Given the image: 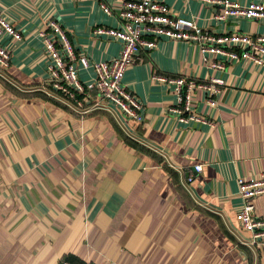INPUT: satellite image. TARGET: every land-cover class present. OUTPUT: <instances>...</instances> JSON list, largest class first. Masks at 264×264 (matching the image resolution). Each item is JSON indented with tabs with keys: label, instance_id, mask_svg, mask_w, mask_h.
<instances>
[{
	"label": "crops",
	"instance_id": "1",
	"mask_svg": "<svg viewBox=\"0 0 264 264\" xmlns=\"http://www.w3.org/2000/svg\"><path fill=\"white\" fill-rule=\"evenodd\" d=\"M123 1L0 0L22 35L0 37L10 54L0 68V264H59L66 255L84 264H264V247L244 244L237 219V179L264 174V64L214 70L195 44L157 39L122 79L142 102L140 121L105 102L94 107L92 66L78 65L81 107L48 83L40 36L48 21L62 26L75 54L109 60L120 42L93 29L120 25ZM157 1L217 35L264 34V20H219L196 0ZM178 75L224 79L213 108L194 93L192 111L207 121L182 122L171 111L174 87L156 77ZM253 204L264 215V195Z\"/></svg>",
	"mask_w": 264,
	"mask_h": 264
},
{
	"label": "built area",
	"instance_id": "2",
	"mask_svg": "<svg viewBox=\"0 0 264 264\" xmlns=\"http://www.w3.org/2000/svg\"><path fill=\"white\" fill-rule=\"evenodd\" d=\"M203 5L216 9L214 17L219 20L253 19L264 20V4L249 2L241 4L236 0H196ZM102 10L109 13L107 6ZM120 25L116 27L97 26L93 29L96 35H105L120 42L117 56L109 60L91 62L85 54H75L70 39L55 20L47 23L48 31L40 32L45 53L48 58V83L59 92L74 98L77 93L85 91V85L79 79L78 65L81 68L93 67L95 77L90 84L98 94L94 107L104 106L101 102L117 108L129 118L140 121L142 119V102L122 83L124 73L138 57L139 49L151 50L156 47L157 39L189 41L195 44L201 54L203 63L214 70H223L232 62H251L264 64V34H248L233 32L229 34H214L199 27L190 17H184L171 11L168 5L157 0H124L119 10ZM7 35L10 39L19 40L21 33L0 14V37ZM220 57L216 60L214 57ZM10 54L0 43V68L9 66ZM174 87L176 105L171 109L178 120L186 122L188 119L207 121L192 111L194 93L202 91L205 103L209 108L216 106L215 94L221 92L224 79L209 76L205 80L178 75L175 77L157 76ZM77 106L82 103L74 98ZM88 109L82 111L87 112ZM202 169L201 164L194 165L186 177L191 183L195 174ZM238 195L241 206L237 212V219L241 227L249 234L244 244L264 247V215H257L253 199L264 195V174L258 177L237 179ZM62 264H73L63 261Z\"/></svg>",
	"mask_w": 264,
	"mask_h": 264
},
{
	"label": "trees",
	"instance_id": "3",
	"mask_svg": "<svg viewBox=\"0 0 264 264\" xmlns=\"http://www.w3.org/2000/svg\"><path fill=\"white\" fill-rule=\"evenodd\" d=\"M63 261H69V262H71L73 264H84V263L77 262V260L71 255H66V256L62 257V259L60 260L59 264H62Z\"/></svg>",
	"mask_w": 264,
	"mask_h": 264
}]
</instances>
